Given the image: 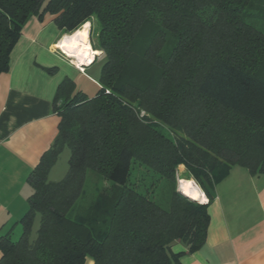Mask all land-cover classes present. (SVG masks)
<instances>
[{
	"label": "trees",
	"instance_id": "16d2710c",
	"mask_svg": "<svg viewBox=\"0 0 264 264\" xmlns=\"http://www.w3.org/2000/svg\"><path fill=\"white\" fill-rule=\"evenodd\" d=\"M44 1L0 0V75L29 18L47 13L62 33L89 22L104 56L93 96L70 79L58 84V131L28 174L19 238L0 236V264H180L171 244L188 252L203 245L210 190L231 167L264 176V30L255 0ZM66 146L67 172L51 181ZM134 162L163 179V195L155 180H130ZM179 164L207 203L177 190ZM88 171L109 186L89 190Z\"/></svg>",
	"mask_w": 264,
	"mask_h": 264
},
{
	"label": "crops",
	"instance_id": "0c3cea01",
	"mask_svg": "<svg viewBox=\"0 0 264 264\" xmlns=\"http://www.w3.org/2000/svg\"><path fill=\"white\" fill-rule=\"evenodd\" d=\"M53 19L48 13L42 20L29 18L11 50L8 71L0 75V236L12 239L22 231L18 221L28 209V174L58 131L60 117L52 104L58 84L70 79L89 97L97 91L89 94L91 86L98 88L87 74L94 59L83 74L55 48L63 33ZM84 80L92 84L88 90ZM233 170L210 190L203 245L188 252L180 241L171 244L180 264H264V176ZM84 264L93 262L87 258Z\"/></svg>",
	"mask_w": 264,
	"mask_h": 264
},
{
	"label": "rangeland",
	"instance_id": "374dc122",
	"mask_svg": "<svg viewBox=\"0 0 264 264\" xmlns=\"http://www.w3.org/2000/svg\"><path fill=\"white\" fill-rule=\"evenodd\" d=\"M46 1L47 0H45L44 3ZM255 5H256L257 9L259 10V12H261V14L259 13L260 14L259 16H262V17L257 18V20H256V23L257 24L256 25L257 26L259 25L264 30V0H255ZM87 23H88V38H89L91 47L94 49L93 43L96 42V40H95L96 36H95V34H93L92 37L90 36V23L89 22H87ZM63 34H68V33H63ZM95 50L100 51L99 49H95ZM103 56H104V54L102 52H101V54L96 55L95 58H93L94 61H95L94 62L95 64L93 63L94 66H92L87 71V74L93 76V78H96L97 79L99 67H100V64L102 62ZM88 66H90V63L88 64ZM80 81H83V79H80ZM84 82H86V84H87L86 88L88 90V85H92V84H89L90 82H88L86 80H84ZM78 87H79V85H78ZM91 88H93L94 90L90 89L91 90L90 91L91 93H89V94H94L95 91L97 90V88H96L95 85L91 86ZM144 114H145L144 111H141L140 117L142 115H144ZM162 127L165 129L164 131L165 132L168 131L167 133H169L171 136L181 135L179 132H175V131L168 130V128H167L166 125H162ZM69 154H70L69 148L67 146L64 147V149L59 154V156H58V158L56 160L57 161L56 167L54 168V170L51 173L48 174V179L49 180H51V181H57V180H60L61 178H63V176L66 174L67 169H68V158H69ZM131 166H132L131 167V173L132 174L130 175V180L131 181H134L135 179L140 178V177L143 178V180L146 183H149V182L155 180L156 181V188H155L156 197H158L157 195H159V196L163 195L162 191L163 192L165 191V189L162 188V186L164 185V182H163V179H161L156 174V172H154L151 169H149L147 167H144V166H142V165H140V164H138L136 162H134ZM234 169L235 170H233L232 173H249L245 168H243L241 166H238V165H234ZM87 177H90L88 179H92V178L95 179L94 181H91L90 182V184H89V190H91V187L94 184H97L100 187H103V186L104 187H108L109 186V183L106 182L104 179H102V178L96 179L97 176H95V174H93L92 172H89L88 171L87 172ZM175 178H176V187H177V189H178V179L179 178L180 179L181 178H186V179H191V180L194 181V179L190 176L187 168L183 164H179V165L176 166V168H175ZM92 182H93V184H92ZM165 198L166 197H164V199ZM160 201L162 202V204L164 206L166 205V203H165L164 200H160ZM38 225H39V215L36 216V219H35L34 224H33V228H32V236L33 237H35V235H36V229L38 228ZM20 234H21V231H20L19 235L13 237V240L18 239L19 236H20Z\"/></svg>",
	"mask_w": 264,
	"mask_h": 264
},
{
	"label": "bare ground",
	"instance_id": "6f19581e",
	"mask_svg": "<svg viewBox=\"0 0 264 264\" xmlns=\"http://www.w3.org/2000/svg\"><path fill=\"white\" fill-rule=\"evenodd\" d=\"M55 47L62 49L78 65L91 64V60L95 58V55L100 54L98 50L93 49L90 45L87 22L73 32L63 34L56 42ZM178 189L191 199L203 203L207 201L203 191L191 179L179 178Z\"/></svg>",
	"mask_w": 264,
	"mask_h": 264
},
{
	"label": "built area",
	"instance_id": "2783aa9c",
	"mask_svg": "<svg viewBox=\"0 0 264 264\" xmlns=\"http://www.w3.org/2000/svg\"><path fill=\"white\" fill-rule=\"evenodd\" d=\"M56 49H58L61 53H63L64 54V51L62 50V49H60V48H57V47H55ZM66 54V53H65ZM67 56V55H66ZM73 64H74V66L81 72V73H83V74H86L85 73V69H86V67L88 66V64H85V65H78V64H75L74 62H73ZM106 92H108V90H106Z\"/></svg>",
	"mask_w": 264,
	"mask_h": 264
},
{
	"label": "water",
	"instance_id": "95a60500",
	"mask_svg": "<svg viewBox=\"0 0 264 264\" xmlns=\"http://www.w3.org/2000/svg\"><path fill=\"white\" fill-rule=\"evenodd\" d=\"M179 192H181L179 189H177ZM182 193V192H181ZM194 200H196V199H194ZM197 201V200H196Z\"/></svg>",
	"mask_w": 264,
	"mask_h": 264
}]
</instances>
